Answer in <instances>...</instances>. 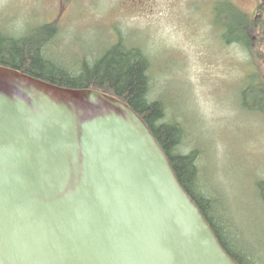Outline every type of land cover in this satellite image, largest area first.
I'll list each match as a JSON object with an SVG mask.
<instances>
[{
  "label": "water",
  "instance_id": "1",
  "mask_svg": "<svg viewBox=\"0 0 264 264\" xmlns=\"http://www.w3.org/2000/svg\"><path fill=\"white\" fill-rule=\"evenodd\" d=\"M0 264H240L144 119L0 65Z\"/></svg>",
  "mask_w": 264,
  "mask_h": 264
},
{
  "label": "rangeland",
  "instance_id": "2",
  "mask_svg": "<svg viewBox=\"0 0 264 264\" xmlns=\"http://www.w3.org/2000/svg\"><path fill=\"white\" fill-rule=\"evenodd\" d=\"M256 0H238L246 13ZM210 0H0V33L27 35L57 20L43 53L78 72L118 43L143 49L150 60L149 98L165 108L163 122L183 129L177 150L197 151L200 194L226 244L246 264H264V12L249 29L243 13ZM198 14V15H195ZM248 16V15H247ZM252 31V32H250ZM34 36V37H32ZM235 38L240 45L226 44ZM37 39V38H36ZM259 78H255L254 73ZM261 79V81L259 80Z\"/></svg>",
  "mask_w": 264,
  "mask_h": 264
},
{
  "label": "trees",
  "instance_id": "3",
  "mask_svg": "<svg viewBox=\"0 0 264 264\" xmlns=\"http://www.w3.org/2000/svg\"><path fill=\"white\" fill-rule=\"evenodd\" d=\"M243 15L245 19L241 25L244 29L238 39L251 52L254 49L250 44L249 29L252 26L254 30L259 28H256L257 21L254 16H247L245 13ZM56 28L57 20L42 24L33 33L35 39H31L27 35L12 36L0 33V65L20 69L27 74L62 87L98 89L115 95L129 104L144 119L162 145L179 182L197 203L223 247L239 263L246 264L226 244L209 213L210 208H213L212 199L206 195L200 194V197L197 194L199 190V185H197L199 175L196 162L197 151L180 153L177 150L182 140L183 129L179 124L163 122L165 113L163 103L160 100L149 98L150 60L143 49L118 43L112 45L94 63L90 64L84 61L78 72H72L54 63L43 53L44 46L55 35ZM260 30V34H256L258 39L264 38L263 26ZM253 77L259 78L256 72ZM259 80L261 81V79ZM261 83L264 85V81ZM259 190L264 204V181L259 183Z\"/></svg>",
  "mask_w": 264,
  "mask_h": 264
},
{
  "label": "flooded vegetation",
  "instance_id": "4",
  "mask_svg": "<svg viewBox=\"0 0 264 264\" xmlns=\"http://www.w3.org/2000/svg\"><path fill=\"white\" fill-rule=\"evenodd\" d=\"M201 1H204V0H201ZM213 2L212 4V7L210 8L211 10L209 11V14H207V18L210 19L211 21V24L214 25V22H212V20L214 19L212 16L214 14H216V16L219 14V9L217 7V1H226V2H229L231 6H235L238 8V10H240V7L239 5L236 4V1L238 0H210ZM189 2V0H185V4H187ZM256 8L254 10H252L250 13L249 12H245L244 10H240L241 12L249 15V16H261V13L260 11H263L264 12V0H256ZM195 15H198V14H195ZM226 44H229L232 42V44H237V45H240V43L235 39V38H232V39H226L225 40Z\"/></svg>",
  "mask_w": 264,
  "mask_h": 264
}]
</instances>
